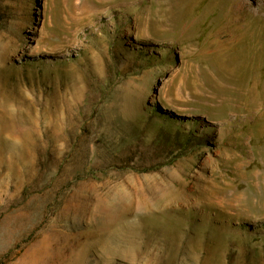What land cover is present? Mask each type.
Returning <instances> with one entry per match:
<instances>
[{
	"label": "rangeland",
	"instance_id": "obj_1",
	"mask_svg": "<svg viewBox=\"0 0 264 264\" xmlns=\"http://www.w3.org/2000/svg\"><path fill=\"white\" fill-rule=\"evenodd\" d=\"M0 264H264V0H0Z\"/></svg>",
	"mask_w": 264,
	"mask_h": 264
}]
</instances>
